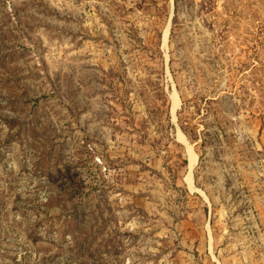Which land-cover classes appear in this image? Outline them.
Masks as SVG:
<instances>
[{"label":"rangeland","instance_id":"374dc122","mask_svg":"<svg viewBox=\"0 0 264 264\" xmlns=\"http://www.w3.org/2000/svg\"><path fill=\"white\" fill-rule=\"evenodd\" d=\"M0 264H264V0H0Z\"/></svg>","mask_w":264,"mask_h":264},{"label":"bare ground","instance_id":"6f19581e","mask_svg":"<svg viewBox=\"0 0 264 264\" xmlns=\"http://www.w3.org/2000/svg\"><path fill=\"white\" fill-rule=\"evenodd\" d=\"M166 36H167V30H165L164 31V33H163V44L165 43V41H166ZM164 46V45H163ZM172 95V94H171ZM171 100H172V111H171V113L172 114H174V111H175V109L178 107V104H179V102H178V97H177V95L176 94H173L172 96H171ZM172 119H174V116L172 117ZM180 134V133H179ZM180 136V135H179ZM181 137H183L182 135H181ZM179 139V138H178ZM182 139V138H181ZM184 139V138H183ZM182 143V142H181ZM187 158H188V160L187 161H189L188 162V164H187V166H188V172H190L191 171V169L193 168V166L195 165V162H196V155L190 150V149H188L187 150ZM186 182L188 183V187L191 189L192 188V180H191V174L189 173L188 174V176L186 177Z\"/></svg>","mask_w":264,"mask_h":264}]
</instances>
